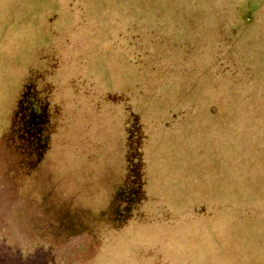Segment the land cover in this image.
I'll return each instance as SVG.
<instances>
[{
    "label": "rangeland",
    "instance_id": "rangeland-1",
    "mask_svg": "<svg viewBox=\"0 0 264 264\" xmlns=\"http://www.w3.org/2000/svg\"><path fill=\"white\" fill-rule=\"evenodd\" d=\"M35 70L63 193L101 204L127 118L147 136L148 219L93 264H264V0H0V141Z\"/></svg>",
    "mask_w": 264,
    "mask_h": 264
},
{
    "label": "trees",
    "instance_id": "trees-1",
    "mask_svg": "<svg viewBox=\"0 0 264 264\" xmlns=\"http://www.w3.org/2000/svg\"><path fill=\"white\" fill-rule=\"evenodd\" d=\"M251 5L249 14L257 7ZM35 72L23 80L0 141V264H58L65 255L93 264L108 234L148 219L143 210L151 198L143 152L147 136L134 116L127 118L123 165L104 189L101 204L88 201L91 195L80 199L63 193L58 180L43 173L61 125L47 84L37 85L45 74ZM181 205L177 211L182 213L193 208Z\"/></svg>",
    "mask_w": 264,
    "mask_h": 264
}]
</instances>
